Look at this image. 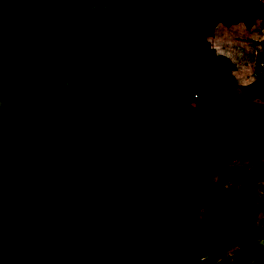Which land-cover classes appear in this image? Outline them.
I'll return each mask as SVG.
<instances>
[{"label":"trees","instance_id":"16d2710c","mask_svg":"<svg viewBox=\"0 0 264 264\" xmlns=\"http://www.w3.org/2000/svg\"><path fill=\"white\" fill-rule=\"evenodd\" d=\"M256 18L259 0H0V264H264V223L224 222L264 164L215 160L264 154V80L231 86L210 51L215 25ZM65 74L128 119L66 108Z\"/></svg>","mask_w":264,"mask_h":264},{"label":"rangeland","instance_id":"374dc122","mask_svg":"<svg viewBox=\"0 0 264 264\" xmlns=\"http://www.w3.org/2000/svg\"><path fill=\"white\" fill-rule=\"evenodd\" d=\"M264 5V0H259ZM229 28L233 30V37L239 38L246 44H252L254 41L259 39L261 36H264L259 29L247 31L244 29L243 24L240 21H231L228 23ZM223 27L220 24L216 25V28ZM227 27V26H224ZM227 28H225L226 30ZM231 83V82H230ZM231 86H235L232 85ZM204 97V90H201L198 94V98ZM68 106L71 105H83L85 107L89 106V104L83 100L82 98L72 97L69 101L66 102ZM193 113L196 111L195 105H192ZM96 110L101 115H109L115 113L118 117L122 119H128V115L126 114L125 109V101L123 99L114 102L111 105L97 107ZM129 123H131L132 127L140 133L136 122H133L130 119ZM142 134V133H140ZM144 139L146 136L143 135ZM148 145L153 153L155 159H165L172 153L171 146L166 142L163 135H157L148 140ZM216 162H221L225 166H238L240 168H249L255 165L264 164V154L259 153L255 150V146L249 142L242 143L238 147L233 148L227 159L217 158ZM229 182V181H228ZM206 186H211L218 188L220 186V179L217 175H211L204 181ZM224 186L228 188L229 183H225ZM251 189H247L244 187L242 182H238L237 190L238 193L242 195L244 201L241 204H238L232 211V213L224 220L227 225L234 224L236 225L239 221H241V217L245 216L249 220L251 226H257L264 223V180L253 183V185L249 186ZM206 210L203 207H196L193 209V216L198 220H204L206 217ZM255 245L257 247L258 253L261 252V249L264 248V232L257 233V237H255ZM213 254L211 259L208 260L206 264H212L215 260L218 264H231L232 256L231 254L234 252V249H229L227 251H220ZM216 257V258H215ZM219 258V259H218ZM253 256L246 264H252ZM241 262V259L239 260ZM238 264V263H237Z\"/></svg>","mask_w":264,"mask_h":264},{"label":"built area","instance_id":"2783aa9c","mask_svg":"<svg viewBox=\"0 0 264 264\" xmlns=\"http://www.w3.org/2000/svg\"><path fill=\"white\" fill-rule=\"evenodd\" d=\"M261 22L256 19L251 30L259 29L264 34ZM211 44L214 56H224L229 60L231 69L228 76L232 85H247L257 78L264 79V36L249 45L233 37L231 30H221L219 35L212 37Z\"/></svg>","mask_w":264,"mask_h":264},{"label":"clouds","instance_id":"9594fccd","mask_svg":"<svg viewBox=\"0 0 264 264\" xmlns=\"http://www.w3.org/2000/svg\"><path fill=\"white\" fill-rule=\"evenodd\" d=\"M256 19H260L262 22V25L264 24L263 20L261 18H256ZM254 19V21L256 20ZM254 21L249 25V26H246L242 21H240L241 24H243L244 26V29L247 30V31H252L251 30V25L254 23ZM237 23V21H236ZM222 25L223 27H220V28H216V25L214 27V30H213V33L212 35L210 36V51H211V39L213 36H216V35H219L220 34V31L221 30H225V28H227L226 30H231L233 32L232 29L229 28V25H226V24H220ZM224 26H227V27H224ZM256 30V29H254ZM212 54V52H211ZM213 55V54H212ZM214 56V55H213ZM224 57V56H222ZM226 58V57H224ZM227 59V58H226ZM228 60V59H227ZM229 62V60H228ZM230 63V62H229ZM230 71V70H229ZM229 73V72H228ZM227 73V75H228ZM229 77V76H228ZM230 79V78H229ZM264 80V79H263ZM231 82V81H230ZM248 85V84H247ZM62 86H68V89H69V92L72 94L68 99H65L63 100L62 104L67 108V107H71V106H75V105H71V106H68L66 104L67 101H69L72 97H78V98H82L83 100H85L89 106L85 107L83 105H80L84 108H90L92 110H94L98 115L102 116L101 114H99V112L96 110L97 107H103V106H108V105H111V104H97V103H94L92 101H90L89 99H87L86 97L83 96V91H84V88H83V85H82V82L80 81H76L74 82V77L73 78H69L66 74L62 77V82H61V87ZM235 86H240V85H235ZM241 86H244V85H241ZM198 96V95H197ZM140 131V130H139ZM140 133L144 134L143 132L140 131ZM218 165L220 163V165H223L221 162H216Z\"/></svg>","mask_w":264,"mask_h":264}]
</instances>
